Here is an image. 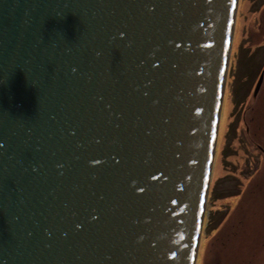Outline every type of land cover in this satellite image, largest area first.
<instances>
[{
    "label": "water",
    "instance_id": "water-1",
    "mask_svg": "<svg viewBox=\"0 0 264 264\" xmlns=\"http://www.w3.org/2000/svg\"><path fill=\"white\" fill-rule=\"evenodd\" d=\"M237 3L0 0V264H196Z\"/></svg>",
    "mask_w": 264,
    "mask_h": 264
},
{
    "label": "rangeland",
    "instance_id": "rangeland-1",
    "mask_svg": "<svg viewBox=\"0 0 264 264\" xmlns=\"http://www.w3.org/2000/svg\"><path fill=\"white\" fill-rule=\"evenodd\" d=\"M236 9L196 264H264V0Z\"/></svg>",
    "mask_w": 264,
    "mask_h": 264
}]
</instances>
